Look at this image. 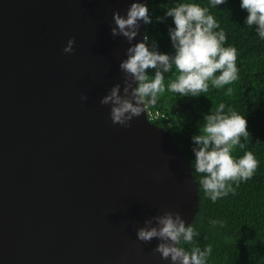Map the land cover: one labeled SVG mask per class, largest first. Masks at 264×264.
I'll return each mask as SVG.
<instances>
[{
  "label": "water",
  "instance_id": "obj_1",
  "mask_svg": "<svg viewBox=\"0 0 264 264\" xmlns=\"http://www.w3.org/2000/svg\"><path fill=\"white\" fill-rule=\"evenodd\" d=\"M133 2L147 6L0 0V264H171L137 229L196 216L193 169L167 131L145 111L114 124L100 103L123 88L130 45L110 29Z\"/></svg>",
  "mask_w": 264,
  "mask_h": 264
},
{
  "label": "clouds",
  "instance_id": "obj_2",
  "mask_svg": "<svg viewBox=\"0 0 264 264\" xmlns=\"http://www.w3.org/2000/svg\"><path fill=\"white\" fill-rule=\"evenodd\" d=\"M213 7L222 5L225 0H210ZM240 7L248 13L246 24L255 26L257 35L264 39V0H241ZM165 17H171L175 25L169 29V36L175 50L174 55L162 54L155 42L149 47L148 36L143 42L133 44L143 21L150 24L151 18L144 3L133 2L126 18L119 12L113 13L114 27L112 37H123L130 47L126 50V59L120 62L119 69L124 73L123 88L116 84L100 103L110 105V118L114 124L130 127V121L139 117L147 105H155L159 94L165 92L164 74L175 68V79L171 80L167 90L181 96H198L207 93L209 83L217 89L230 85L238 79L236 66L237 49L224 47L226 34L223 30L214 31L220 25L207 7L197 3L181 2L167 10ZM159 22L163 19L158 17ZM75 41L69 40L65 53H72ZM154 71V76L148 75ZM220 73L218 76L216 73ZM135 85V87H134ZM122 92V94H121ZM229 87L225 95L231 96ZM87 101V96H82ZM225 105L220 104L214 112L204 117L205 124L199 134L192 137L194 161L191 168L201 176L199 188L216 202L229 193H234L233 184L251 179L258 167V161L251 151L239 159L232 153L237 146L243 149L241 137H249L247 121L244 116L231 109L224 112ZM213 227L223 226L222 221H211ZM194 228L186 227L179 213L165 212L144 221V227L136 231L141 242L160 241L154 251L171 264H207L212 246L204 249L193 246L190 250L181 247V242L191 244L195 235Z\"/></svg>",
  "mask_w": 264,
  "mask_h": 264
},
{
  "label": "trees",
  "instance_id": "obj_3",
  "mask_svg": "<svg viewBox=\"0 0 264 264\" xmlns=\"http://www.w3.org/2000/svg\"><path fill=\"white\" fill-rule=\"evenodd\" d=\"M181 2L208 8L220 25L214 31L223 30L226 34L223 46L237 49L238 79L219 89L209 83L208 92L195 97L181 96L167 90L170 81L175 79L173 68L172 72L164 74L165 92L158 95L155 105H149L164 115L154 124L167 131L191 165L195 159L192 137L204 126V117L224 104L225 113L231 109L245 117L249 133L246 139L241 137L245 147L237 146L232 155L239 159L251 151L258 167L251 179L238 186L233 184L235 192L215 203L199 188L201 176L193 174L198 184L199 207L190 225L196 234L191 244L182 241L180 246L190 250L193 246L204 249L211 245L207 264H264V39L257 35L255 26L246 24L248 13L240 7L241 0H225L216 7L210 0H147L152 22L145 25L144 35L149 38V47L155 42L162 54H175L169 36V29H174L175 25L165 14ZM158 17L163 22H159ZM148 75L154 76V71L150 70ZM229 87L233 89L231 96L225 95ZM214 220L222 221L223 226L213 227L211 221Z\"/></svg>",
  "mask_w": 264,
  "mask_h": 264
},
{
  "label": "built area",
  "instance_id": "obj_4",
  "mask_svg": "<svg viewBox=\"0 0 264 264\" xmlns=\"http://www.w3.org/2000/svg\"><path fill=\"white\" fill-rule=\"evenodd\" d=\"M145 113L147 120L151 123H154L155 121L164 117V115L159 110H152L149 105L145 107Z\"/></svg>",
  "mask_w": 264,
  "mask_h": 264
}]
</instances>
